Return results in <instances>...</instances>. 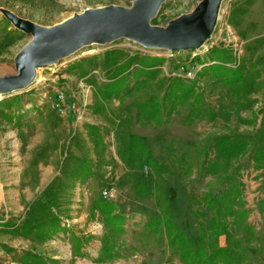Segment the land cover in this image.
<instances>
[{
  "label": "rangeland",
  "instance_id": "rangeland-1",
  "mask_svg": "<svg viewBox=\"0 0 264 264\" xmlns=\"http://www.w3.org/2000/svg\"><path fill=\"white\" fill-rule=\"evenodd\" d=\"M133 1L0 0V76L16 73L15 59L33 39L31 34L15 27L6 17L7 11L42 26H53L88 8L130 7ZM200 1L167 0L152 24L167 27ZM130 43L120 38L112 44L85 46L59 64L40 67L41 83L37 78V82L24 90L0 96V264H10L6 254L15 250L10 243L17 247L26 244L29 248V254L23 258L11 255L15 261L23 259L22 264H27L25 260H31L28 264H186L177 249L170 247L165 231L157 226L148 229L146 224L160 213L156 199L166 193L173 219L196 245L199 243L212 218L206 209L205 195L226 187L216 167V173L210 166L208 171L200 172V168L208 167L203 163L206 158L224 162L229 174L240 179L244 207L248 211L247 220L243 216L238 219L229 216L228 230L223 235L215 236L210 231L206 247L227 245L226 233H230L246 241L238 252L240 264H264V203L261 202L264 200V0H223L212 37L196 50L198 56L192 59L195 64L197 57L208 61L215 55L214 47L230 48L234 57L239 50L246 78L228 86L202 75L198 87L204 93L203 102L195 104L191 100L179 106L169 122L138 119L135 102L150 98L162 101L167 78L176 73L181 62L190 59L192 51L177 54L168 60L166 67L161 64L154 75L137 70L136 77L140 74L145 80L119 102L102 99L98 91L105 82L91 76L89 82L95 90L90 123L100 127L97 137L87 135L85 126L76 129L71 115L61 117L53 111L44 97L46 93L55 94L56 89L71 92L79 79L92 70L110 81L109 74L114 68L104 64L105 54L113 47ZM156 51V57H161L158 55L162 51ZM193 109L204 111V116L188 120ZM135 133L144 139L154 158L168 167L160 176H153L150 193L141 197L136 194L138 184L134 178L147 182V177H142L147 168H127L122 159L128 138ZM220 136L245 142V150L231 160H224L217 144ZM72 155H89L94 159V175L80 184L69 173L72 165L77 164ZM46 169L51 182L44 187L40 178ZM179 170L183 176H179ZM111 185L117 190L112 202L127 219L118 243L120 255L100 263L95 258L105 224L93 203ZM51 187L56 202L48 209L42 208ZM192 192L195 211L189 202ZM50 216L60 217L59 233L63 232V236L38 241L34 234L21 236L11 229V225L21 227L26 222H38ZM97 218L104 224L101 235L88 227ZM246 221L255 227L252 233L245 229Z\"/></svg>",
  "mask_w": 264,
  "mask_h": 264
},
{
  "label": "trees",
  "instance_id": "trees-1",
  "mask_svg": "<svg viewBox=\"0 0 264 264\" xmlns=\"http://www.w3.org/2000/svg\"><path fill=\"white\" fill-rule=\"evenodd\" d=\"M213 49L216 56L209 58L208 61L197 57V63L203 65L201 71L197 72L198 78L190 81L179 76H171L167 78L162 101L150 98L145 101L135 102L138 119L164 124L169 122L179 106L190 103L191 100L195 104L203 102L204 93L198 87V81L202 75L213 77L228 86L241 83L246 78V67L241 63L237 66L229 65L234 60L232 49L226 47H220V49L214 47ZM123 57L124 55L117 50H109L105 54L104 64L112 65L114 69L113 71H111L112 69L110 70V81L99 87L98 93L104 100H112L113 97L123 98L136 84L145 80L140 74L136 77L137 70L144 75H154L165 61L164 57L142 56L137 52L120 63ZM131 79H133L132 82H130ZM8 105L10 107V104ZM203 116L204 111L193 109L188 115V120L200 119ZM84 126L87 135L91 137L99 135L100 127L98 125L87 123ZM217 140L220 156L226 161L242 153L246 147L245 142H237L227 136H220ZM73 158L77 162V164L72 165V169L69 171L73 181H84L94 175L95 165L92 156ZM122 159L127 168L139 169L143 166L147 168V171L142 173L143 178L147 177V182H144L142 178H134V181L138 184L136 194L140 197L150 193L153 176H160L164 170L168 169L166 164L160 163L154 158L152 150L137 133L129 136L126 149L122 153ZM203 163L208 167L205 169L200 168V172L208 171L207 168L213 167V172L216 173V169H218V177L223 180L226 187L213 193L207 192L205 195L206 209L211 212L212 218L209 221L208 229L204 230L200 235L199 243L196 245L173 219L169 198L166 193H162L161 197L156 199L160 213L152 216L146 227L153 229L157 226L159 230H164L170 247L177 249L186 264H240L238 252L244 247L245 239L233 237L230 233H226L228 244L216 246L212 249L206 247L205 242L210 231H213L215 236H219L228 230L229 216H234L235 219L243 216L247 220L248 211L244 207L245 202L243 200L241 181L235 175L229 174L224 162L206 158ZM189 170L191 169L189 168ZM178 172L179 176H183L182 170ZM55 195L53 187H51L46 194V201L43 203L42 208L48 209L54 206L56 202ZM194 198L195 195L192 192L189 202L193 211H195ZM261 202L264 203V200ZM93 206L94 209L100 212L105 224V233L101 237V246L95 261L100 263L108 262L120 255L118 243L125 231L127 216L118 209L114 202L107 201L102 197H97ZM254 228L246 221L245 229L248 233H252L251 231ZM11 229L18 235L29 236L34 234L38 241H44L57 235L62 230V227L60 217L50 216L38 222H26L21 227L11 225Z\"/></svg>",
  "mask_w": 264,
  "mask_h": 264
},
{
  "label": "water",
  "instance_id": "water-1",
  "mask_svg": "<svg viewBox=\"0 0 264 264\" xmlns=\"http://www.w3.org/2000/svg\"><path fill=\"white\" fill-rule=\"evenodd\" d=\"M167 0H135L132 6L88 8L53 26H42L7 11L6 17L33 39L18 53L16 73L0 76V95L24 90L37 82L38 68L59 64L85 46L112 44L125 38L153 50L201 49L212 37L223 0H201L167 27L152 20Z\"/></svg>",
  "mask_w": 264,
  "mask_h": 264
},
{
  "label": "built area",
  "instance_id": "built-area-1",
  "mask_svg": "<svg viewBox=\"0 0 264 264\" xmlns=\"http://www.w3.org/2000/svg\"><path fill=\"white\" fill-rule=\"evenodd\" d=\"M138 53L142 56H156L158 54L156 50L145 48L142 46H137ZM192 51L193 54L190 59H185L180 65L177 67L176 73H173L172 76L184 77L185 79H195L197 77V69H201L203 67L202 64H195L192 59L195 56H198L196 50ZM185 52V51H167L164 50L158 56L164 57L166 62H164V66L166 67L169 59H174L177 57V54ZM241 62L240 52L239 50L235 52V57L232 63L229 65L237 66ZM197 68V69H196ZM39 69V68H38ZM179 70V72H178ZM39 74V72H38ZM91 76L98 78L101 83H106L109 80L105 79L101 73L97 70L90 71L88 76H84L79 79L77 87L75 89H71V92H68L64 89H56L54 90L55 94L51 92L46 93L44 97L50 103L51 108L55 113L61 117L72 116L73 118V126L77 128H82L85 124L90 123L92 116V106H93V97L95 86L93 83L89 82ZM45 79V78H44ZM97 79V80H98ZM41 78H38V83H41ZM112 101L119 102L120 98L113 97ZM117 196V190L114 185L105 188L102 191L103 199L107 201H112ZM76 219V217H75ZM88 227L91 228L93 233L102 234L104 229V224L98 220V218L88 224ZM63 232L58 233L56 237L63 236ZM66 237L69 238V233H67ZM140 262H143V258L140 259Z\"/></svg>",
  "mask_w": 264,
  "mask_h": 264
},
{
  "label": "crops",
  "instance_id": "crops-1",
  "mask_svg": "<svg viewBox=\"0 0 264 264\" xmlns=\"http://www.w3.org/2000/svg\"><path fill=\"white\" fill-rule=\"evenodd\" d=\"M109 50H117V51H119V52H121L122 54H124V57L120 60V63L121 62H124L125 60H126V58L128 57V56H131L132 54H134V53H137L138 52V50H137V46L134 44V43H130V44H128V45H126V46H122V47H113V48H111V49H109ZM108 52V51H107ZM114 102V101H113ZM49 170L48 169H46V172H44V175H42V177L40 178V181H42V184H44L45 186L44 187H47L49 184H50V182H51V178L50 179H48L47 178V172H48ZM53 179V178H52ZM78 184H80V182H82V181H76ZM85 184H86V182H85ZM86 215V214H85ZM89 223V222H88ZM90 224V223H89ZM27 241H29V240H27ZM10 247H14L15 248V250H13V251H10L8 254H6V256L8 257V259H10V264H16V263H20L21 261L23 262V259L19 262V261H15V260H13V257H11V255H21L22 256V258H23V256H25V255H28L29 254V248L27 247V245L26 244H24L23 246H18L17 247V244H15V243H10ZM17 255V256H18ZM17 256H15L16 258H17ZM22 262L20 263V264H22ZM31 262V260H25V263H30ZM36 264H38V263H36Z\"/></svg>",
  "mask_w": 264,
  "mask_h": 264
},
{
  "label": "bare ground",
  "instance_id": "bare-ground-1",
  "mask_svg": "<svg viewBox=\"0 0 264 264\" xmlns=\"http://www.w3.org/2000/svg\"><path fill=\"white\" fill-rule=\"evenodd\" d=\"M220 16H221V12H220ZM220 16H219V19H220ZM0 96H2V95H0Z\"/></svg>",
  "mask_w": 264,
  "mask_h": 264
}]
</instances>
